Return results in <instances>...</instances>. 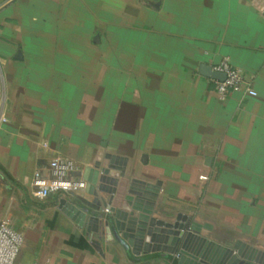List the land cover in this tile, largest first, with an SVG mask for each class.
Listing matches in <instances>:
<instances>
[{
    "label": "crops",
    "instance_id": "obj_1",
    "mask_svg": "<svg viewBox=\"0 0 264 264\" xmlns=\"http://www.w3.org/2000/svg\"><path fill=\"white\" fill-rule=\"evenodd\" d=\"M253 1L0 0V222L23 236L15 264H181L107 240L102 219L89 230L101 214L86 188L33 196L36 168L68 159L83 180L101 148V166L159 183L152 218L264 252V13ZM222 60L244 77L224 99L199 70Z\"/></svg>",
    "mask_w": 264,
    "mask_h": 264
},
{
    "label": "water",
    "instance_id": "obj_2",
    "mask_svg": "<svg viewBox=\"0 0 264 264\" xmlns=\"http://www.w3.org/2000/svg\"><path fill=\"white\" fill-rule=\"evenodd\" d=\"M253 5L264 13V0H254ZM199 70L204 77L221 81L225 77L205 65ZM102 151L101 148L93 166L83 170L94 209L102 215L90 216L89 230L96 229L102 219L107 240L131 248L132 252L168 253L181 264H264L262 251L240 242L221 246L204 238L200 230L206 226L186 218L180 221V217L174 222L152 218L159 183L145 186L114 173L112 164L101 166ZM60 203L62 206L64 201ZM71 211L77 213L74 208Z\"/></svg>",
    "mask_w": 264,
    "mask_h": 264
},
{
    "label": "built area",
    "instance_id": "obj_3",
    "mask_svg": "<svg viewBox=\"0 0 264 264\" xmlns=\"http://www.w3.org/2000/svg\"><path fill=\"white\" fill-rule=\"evenodd\" d=\"M211 71L225 76L222 81L213 79L214 90L222 99L231 92L239 91L244 84L243 74L227 60L212 66ZM245 93L250 97L257 95L250 87L245 89ZM78 170L73 161L61 158L52 159L47 165L36 168L31 180L33 196L44 200L54 193L77 194L84 190L86 182L73 177ZM22 244L23 236L11 229L6 222H0V264H15Z\"/></svg>",
    "mask_w": 264,
    "mask_h": 264
}]
</instances>
